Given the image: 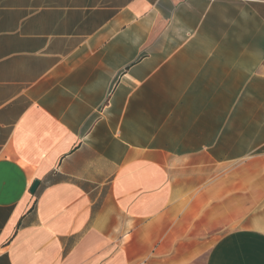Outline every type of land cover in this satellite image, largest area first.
Segmentation results:
<instances>
[{"label":"crops","instance_id":"1","mask_svg":"<svg viewBox=\"0 0 264 264\" xmlns=\"http://www.w3.org/2000/svg\"><path fill=\"white\" fill-rule=\"evenodd\" d=\"M0 264H264V0H0Z\"/></svg>","mask_w":264,"mask_h":264},{"label":"water","instance_id":"2","mask_svg":"<svg viewBox=\"0 0 264 264\" xmlns=\"http://www.w3.org/2000/svg\"><path fill=\"white\" fill-rule=\"evenodd\" d=\"M37 184H38L37 180L33 182L32 186H31V189H30L31 192L34 191V189L36 188Z\"/></svg>","mask_w":264,"mask_h":264}]
</instances>
